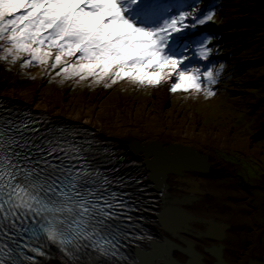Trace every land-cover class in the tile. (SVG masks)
Listing matches in <instances>:
<instances>
[{"label": "rangeland", "instance_id": "obj_1", "mask_svg": "<svg viewBox=\"0 0 264 264\" xmlns=\"http://www.w3.org/2000/svg\"><path fill=\"white\" fill-rule=\"evenodd\" d=\"M161 2L172 5L169 17L180 11L201 18L214 13L212 21L195 27L188 21L190 26L176 34L181 45L189 49L198 50L199 41H211L208 59L197 56L188 70L213 69L215 84L201 80L202 88L213 91V96L204 90L173 93L170 86L174 78L157 86L127 78L115 84L108 78L99 82L96 77L65 78L63 73L57 75L61 66L53 69L51 60L41 65L27 54H21L15 62L11 55L0 59V88L4 89L0 94L49 113L54 109L78 117V122L83 121L94 131L92 123L107 131L136 134L140 141L154 136L181 137L202 152H209L212 163L223 170L216 171V184L226 188L222 195L230 201L226 222L233 227L228 230L226 248L236 249L235 258L234 254L231 258L235 264H242L250 252L240 249L241 245L264 255V0ZM7 47L0 41V57L6 55ZM187 54L193 56L192 51Z\"/></svg>", "mask_w": 264, "mask_h": 264}, {"label": "snow or ice", "instance_id": "obj_2", "mask_svg": "<svg viewBox=\"0 0 264 264\" xmlns=\"http://www.w3.org/2000/svg\"><path fill=\"white\" fill-rule=\"evenodd\" d=\"M170 11L172 5L161 0H0V41L9 45L0 59L11 55L15 62L21 54H27L41 65L51 60L53 69L61 66L57 75L63 73L65 78L96 77L97 82L108 78L113 84L127 78L141 85L157 86L174 78L170 86L173 93L204 90L213 96L215 93L203 89L201 84L202 78L209 84L216 83L213 69L188 70L197 56L208 59L211 41H199L198 50L189 49L186 44L181 45L176 34L190 26L188 21L192 27L212 21L214 13L201 18L180 11L169 17ZM189 51L193 52L192 57L187 54ZM15 131L22 135L19 127ZM4 139V131L0 130V141ZM12 145L25 147L8 136L6 144L0 142V149ZM55 151L37 147L32 156L15 152L17 159L31 165L23 168L0 152L3 220L9 219L13 209L23 208L26 211L20 216L31 214L32 223L39 224L50 241L61 245L83 236L90 221L110 229L112 225L107 222L119 218L115 209L123 204L113 205L106 200L93 203L89 197H102L85 186L87 181L78 184L81 175L73 174L76 165L65 167L64 160L53 155ZM54 159H60V163H52ZM10 226L15 227V222ZM65 233L75 235L68 239ZM99 250L106 254L103 247Z\"/></svg>", "mask_w": 264, "mask_h": 264}, {"label": "bare ground", "instance_id": "obj_3", "mask_svg": "<svg viewBox=\"0 0 264 264\" xmlns=\"http://www.w3.org/2000/svg\"><path fill=\"white\" fill-rule=\"evenodd\" d=\"M0 87L2 86L0 85ZM3 90V88H0V92H2ZM0 95L6 97L3 94ZM19 101L25 102V104L28 103H26V101L24 100ZM11 105L9 107H11ZM31 109L45 110L44 108L32 106ZM59 113L62 112L53 109V113L51 114L58 115L59 117L75 122L80 120L78 117H70V115L65 116V113ZM64 123L67 122L64 121ZM90 126L94 127L95 130L98 131H96L98 134H100V131L106 136L105 138H108L109 140L115 143L119 144V141H124V144H121L123 145V147L119 154L123 155L128 163L127 165L121 167L122 173L124 175H127L130 180H135L137 182L136 185H144L146 187V189H144L145 192L148 191L150 187H155V191L157 190V196L162 195V193L164 192L167 196L170 197L171 200L181 203L178 205V209L189 218L187 222H185L186 228L188 230L202 231L207 227V222H212V224L214 225L220 224L221 226H223V228H221V233L216 236L218 239H209L202 237L197 238V240H191L187 237V235H184L183 233H176L172 235V237L161 233V236L158 238L157 242H154V244L162 245V250H158L156 254L153 253L154 261L151 262H153L154 264H217V259L211 255V252L216 251L218 259H220L219 261H221V264H230L229 260H231V250H228V248H226V246H229L228 230H231L233 227L231 224H227L226 222L229 216L228 205H230V201H226V199L223 198L225 196L222 195V193L225 192L226 188H218L216 184V171L220 172L223 170L220 165V167L217 168V164L215 162L214 164L212 163L213 159L210 157L209 152H202L199 148L195 147L193 143L189 142V140H186L184 138L181 139V137H175L176 139L174 137L172 139H168L166 137L154 136V138L148 141H140L139 138H137V135L135 134L134 130L128 131L132 135L135 134L133 136H130V134L125 133L126 131L111 132L104 130L102 127H100V125H97L95 123H92ZM155 131L156 130H154V132ZM102 134L100 135L102 136ZM107 136H111L113 138ZM133 137H136L137 139H133ZM148 146H150L149 149H155L156 151H159V153L162 152L161 149L169 151L166 153L163 152V156L173 155L174 148H177L176 153L172 159L182 161L185 157H188L187 161L190 163H192V159L189 150L192 152H196V154L199 155L198 158H200V160H203L206 166H204V168L202 167L194 170H191V167L183 170V165H177V168L173 172H169V174H166L164 177L153 178L155 172L151 167L150 161L152 156L151 154H155V152H148ZM203 157L205 159H202ZM124 158H122V163H125L126 161ZM121 185L123 187L128 186L123 182H121ZM136 185L133 184V186L129 189H135ZM147 198H149V196ZM150 199H152L151 195ZM143 203H146L147 207L143 206ZM153 204V200H140V202L138 203V208H142L143 210L140 211L138 210V208H136V210L134 211H137L138 216L141 215L142 218H146L149 222L150 216L146 213V211L148 209L154 210L155 206ZM196 221H200L205 224L203 226L200 224L195 225L198 224L196 223ZM139 222L141 226H146L147 224V222L146 224L143 221ZM147 229L150 235L157 236V231L155 232V229L159 230L158 234L162 232L161 229H157L151 226H148ZM151 241L152 240H148L147 243L149 244ZM133 251L135 255L138 254L137 258L139 262H141L142 264L148 263L149 259L145 261V259H142L143 256L140 255V252L143 251ZM156 261H158V263H155ZM49 262L50 263L47 264H53L51 263V261ZM252 262L256 264L255 262H257V259L252 258L251 260H249L250 264ZM78 264H82V262H79ZM91 264H96V262H93ZM262 264H264V261H262Z\"/></svg>", "mask_w": 264, "mask_h": 264}, {"label": "water", "instance_id": "obj_4", "mask_svg": "<svg viewBox=\"0 0 264 264\" xmlns=\"http://www.w3.org/2000/svg\"><path fill=\"white\" fill-rule=\"evenodd\" d=\"M145 146V145H144ZM150 146H148V152H155V154H151V167L154 170L155 174L153 178H162L166 174H169V172H173L177 165H183V170L190 168L191 170L198 169V168H204L206 166L204 164L203 160H200L198 158L199 155L196 154V152H192L189 150V153L191 155L192 163L187 161L188 157H185L182 161L173 160V156L176 153V149L174 148V154L171 156H163V152H169L167 150L161 149V153L159 151L151 150L149 149ZM160 150V149H159ZM202 159H205L204 157ZM173 160V161H172ZM158 197V204L156 208V215L155 220L158 224L159 229H161L162 233L166 234L167 236H171L176 233H183L184 235H191L194 238H209V239H218L216 236H218L221 233V226L220 224L214 225L212 222H207V227L202 231H193L188 230L186 228L185 222L189 219L186 215L183 214L182 211L178 209V205L181 204L179 202H175L174 200H171L169 196H167L164 192L162 195L157 196ZM196 223L200 225H204L205 223L196 221ZM154 242L157 241H151L149 243V250L140 252V255L143 256L142 259H147V264H154L151 261H154L153 253L156 254L158 250H162V245L154 244ZM191 245V244H190ZM210 254V253H209ZM211 255L214 256L217 259V264H221L220 259H218V255L216 251L211 252ZM138 254L135 255L137 261L136 264H142L138 261L137 258ZM155 263H158L156 261Z\"/></svg>", "mask_w": 264, "mask_h": 264}, {"label": "flooded vegetation", "instance_id": "obj_5", "mask_svg": "<svg viewBox=\"0 0 264 264\" xmlns=\"http://www.w3.org/2000/svg\"><path fill=\"white\" fill-rule=\"evenodd\" d=\"M195 225H197V224H195ZM194 225V226H195ZM188 238H190L191 240H197V239H195L194 237H191V236H187ZM240 242H242V243H244V244H247V242L246 241H244V239H242V238H240ZM240 249H244V250H246L245 252H250L249 253V256H248V258L245 260V262H243L242 264H250L249 263V260H251L252 258H256L257 259V262H255L256 264H262V261H264V255L263 254H261V253H258V251L257 250H250V249H247L246 247H243V245H241L240 246ZM250 250V251H249ZM236 251V250H235ZM233 252L232 250L230 251L231 253H230V259L231 260H229L230 261V264L231 263H233V264H235L234 262H233V254H234V258H235V254H236V252ZM246 255H247V253H246ZM232 257V258H231ZM251 264H254L253 262L251 263Z\"/></svg>", "mask_w": 264, "mask_h": 264}]
</instances>
